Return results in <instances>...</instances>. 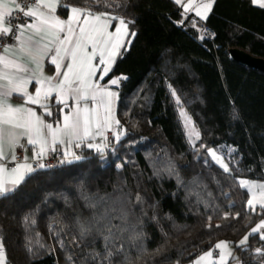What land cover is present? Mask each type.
Returning <instances> with one entry per match:
<instances>
[{
	"label": "trees",
	"instance_id": "16d2710c",
	"mask_svg": "<svg viewBox=\"0 0 264 264\" xmlns=\"http://www.w3.org/2000/svg\"><path fill=\"white\" fill-rule=\"evenodd\" d=\"M63 1L86 6L85 0ZM113 3L120 7L92 8L135 21L129 24L135 37L109 73L127 78L117 87L115 107L126 134L112 143L115 151L106 152V162L80 149L82 161L49 167L0 199L7 262L70 264L71 255L72 264H95L89 254L104 256L107 230L93 228L81 238L77 221L87 224L106 214L116 234L108 249L111 264H186L220 239L232 242L243 264H260L253 251L264 245L258 235L249 237L247 253L235 245L264 213L246 208L247 191L206 165L199 146L237 149L238 163L229 164L233 175L264 179V71L228 53L236 46L264 56V9L251 0H215L203 21L208 36L201 40L189 14L178 23L182 12L174 0ZM169 85L201 134L199 151L186 137ZM26 215L35 223L26 225ZM133 234L138 238L131 239Z\"/></svg>",
	"mask_w": 264,
	"mask_h": 264
},
{
	"label": "snow or ice",
	"instance_id": "6c2138e0",
	"mask_svg": "<svg viewBox=\"0 0 264 264\" xmlns=\"http://www.w3.org/2000/svg\"><path fill=\"white\" fill-rule=\"evenodd\" d=\"M174 3L182 7V19L178 23L183 24L187 19L186 14L190 12L206 21L215 0H187L186 3L184 0H174ZM251 3L264 9V0H251ZM85 4V7H76L64 4L62 0H23V3L18 0H0V38L10 37L15 41L12 45H0V199L13 195L35 174L46 172L50 166L42 161L49 153H59L63 157L57 166L82 161L85 158L74 149L85 148L106 162V152L115 151L111 147L112 143L119 144L126 134V129L114 115L118 92L113 91L112 86H118L121 79L127 78H111L106 84L100 82L111 72L117 56L122 54L121 50H128L136 35L134 31L130 32L129 24L135 21L115 12L92 10L93 5L120 7L114 5L113 0H91V3L85 0ZM58 8L66 10L67 19L60 18ZM15 13L22 14L25 22L13 25L14 19L21 18ZM191 25L197 28L196 19L191 21ZM200 39L203 40L204 36L201 35ZM46 59L55 67L53 76L44 74ZM33 83L36 86L34 92H30L29 86ZM169 89L180 107L179 115L186 137L193 149L199 151L196 142L201 140V134L195 122L183 110L176 91L171 85ZM13 95L22 98L24 105H12L9 101ZM29 105L38 106L41 114L38 115L36 109ZM53 108H56L57 119L52 123L46 122L44 116L52 117ZM108 132L113 133L112 141L108 140ZM98 138L103 142H96ZM22 140L24 143H21ZM25 145L32 148L31 159L36 162L35 167L27 155L17 162L16 148L26 153L28 148ZM199 147L206 151V165L211 163L217 166L247 191L249 199L246 208L256 213L259 207L264 213V182L237 178L229 167L230 163H238L233 156L237 149L229 147L225 151L223 146L217 149L205 144ZM116 167L120 169L123 165L117 164ZM169 171L174 170L169 168ZM225 195L228 196L227 193ZM136 200L139 201L140 197L137 196ZM89 206L95 207V204L89 203ZM232 206L229 204V209ZM229 215L231 212L225 213L224 217ZM238 216L239 213H236L234 218ZM23 220L26 225L35 223L28 215ZM104 220L108 222L101 223ZM77 225L81 238L93 228L101 233L107 230L104 256L101 257L99 253L89 255L95 264H111L113 252L108 249L114 244L116 234L112 232L110 218L104 214L87 224L77 221ZM131 230L135 233L134 228ZM138 235L133 234L131 239H137ZM255 235L264 241V219L252 227L235 246L247 253L249 237ZM59 244L61 248L64 247L63 240ZM123 250L124 245L121 244L118 252L122 253ZM214 251L217 252L216 256L213 255ZM254 253L264 257V248H256ZM6 259L3 239L0 237V264H6ZM229 259L234 264H243L234 255L230 242L219 241L212 249L201 254L194 264H228ZM67 260L72 264L71 255Z\"/></svg>",
	"mask_w": 264,
	"mask_h": 264
},
{
	"label": "crops",
	"instance_id": "0c3cea01",
	"mask_svg": "<svg viewBox=\"0 0 264 264\" xmlns=\"http://www.w3.org/2000/svg\"><path fill=\"white\" fill-rule=\"evenodd\" d=\"M187 2V0H184V3H186ZM198 2H199V0H198ZM62 3H64V4H67V5H71V6H76V7H85V6H83V5H78V4H73V3H67V2H64L63 0H62ZM180 9H181V12H182V7L180 6ZM92 10L93 11H95V12H100V11H106V10H98V9H93L92 8ZM57 14L58 15H60V18L61 19H67V12L64 14V15H62V14H60V13H58V11H57ZM187 14H189L190 15V17L191 16H195V14H194V12H190V13H187ZM198 18V17H197ZM113 26H115V22H114V25ZM2 50V49H1ZM44 74L46 75V76H53L54 74H55V67L53 66V65H50L49 63H48V61H47V59L44 61ZM97 75H99V73L97 74ZM118 76L117 75H108L107 77H105L104 78V80L103 81H101L100 83L101 84H106L111 78H117ZM35 83H33V85H30L29 86V91L30 92H34V89H35ZM118 86H112V90L113 91H116V92H118V88H117ZM12 105H14V106H21V105H24V100L22 99V98H20L19 96H17V95H13L11 98H10V101H9ZM30 107H34L35 109H36V111H37V114L38 115H40L41 114V109L38 107V106H34V105H29ZM91 106V105H90ZM115 107H116V103H115V105H114V115H115V118L117 119V117H116V113H115ZM57 119V115H56V108H53V116L52 117H48V116H44V120L46 121V122H50V123H52V122H54L55 120ZM55 126V125H54ZM107 136H108V140H109V138L111 137V136H113V133L112 132H108L107 133ZM21 142H24L23 140L21 141ZM96 142H103V141H101V140H99V138L97 139V141ZM26 147L28 148V151L25 153L24 152V155H27L28 157H29V162H30V158L32 157V148L30 147V146H27L26 145ZM75 151H76V153L78 154V152H79V150L80 149H74ZM23 155V156H24ZM23 159V158H22ZM21 159V160H22ZM17 162H20V160L19 161H17ZM10 166V165H9ZM10 167H12V166H10ZM239 178H245V179H248V180H250V181H257V182H264V179H256V178H248V177H239ZM247 199H249V195H248V198ZM261 219H264V216L263 217H261V218H259L255 223H254V225L252 226V227H254ZM251 227V228H252ZM251 230V229H250ZM219 241H228V242H230V247H231V249H232V251H233V253H234V255L236 256V252H235V250H234V247H233V244H232V242L230 241V240H227V239H220V240H218V241H216L215 243H214V245L217 243V242H219ZM214 245H212L211 247H209V248H207V249H205V250H203L202 252H200L198 255H196L194 258H192L190 261H188V263L189 264H194V261L201 255V254H203L204 252H206V251H208L209 249H212L213 247H214ZM213 255L214 256H216L217 255V252L216 251H214V253H213ZM239 258V257H238ZM240 260V259H239ZM6 264H9L8 262H7V260H6ZM228 264H234V262L231 260V259H229V261H228Z\"/></svg>",
	"mask_w": 264,
	"mask_h": 264
},
{
	"label": "built area",
	"instance_id": "2783aa9c",
	"mask_svg": "<svg viewBox=\"0 0 264 264\" xmlns=\"http://www.w3.org/2000/svg\"><path fill=\"white\" fill-rule=\"evenodd\" d=\"M18 2L23 3V0H18ZM15 15H18L21 18L19 20H15L14 19L12 21L13 25H15L16 23H24L25 22L22 14L15 13ZM193 19H196V21H197V28L193 27L196 30V32H197V37L200 39V36L203 35L204 38H206L208 36L207 31L206 32L205 31H198V29H201V30L206 29L207 30V27L204 24V22L202 20H200L199 18L195 17V16H191L190 17V21H192ZM4 44L12 45V44H15V41L12 38H10V37L9 38H0V45H4ZM21 143H24V142H21ZM16 155L19 158L18 159V161H19V160H21L23 158L24 151L21 148L18 147V148H16ZM62 158L63 157L59 153H49L48 156L42 162L44 164L50 166V167H53V166L58 165L59 160L62 159ZM30 163H33V166L35 167V163L36 162L32 161L31 158H30ZM10 166H13V165H10ZM256 248H264V245L263 246L256 245L254 249H256ZM254 249H253V251H254ZM259 262H260V264H264V257H261ZM186 264H189V263H186Z\"/></svg>",
	"mask_w": 264,
	"mask_h": 264
},
{
	"label": "water",
	"instance_id": "95a60500",
	"mask_svg": "<svg viewBox=\"0 0 264 264\" xmlns=\"http://www.w3.org/2000/svg\"><path fill=\"white\" fill-rule=\"evenodd\" d=\"M228 53L229 56L239 62L264 71V56L251 54L248 51L236 46L229 47Z\"/></svg>",
	"mask_w": 264,
	"mask_h": 264
},
{
	"label": "rangeland",
	"instance_id": "374dc122",
	"mask_svg": "<svg viewBox=\"0 0 264 264\" xmlns=\"http://www.w3.org/2000/svg\"><path fill=\"white\" fill-rule=\"evenodd\" d=\"M199 39V38H198ZM176 102V101H175ZM182 108H183V110L186 112V114H187V116H189L190 118H191V120H192V117H191V115L187 112V110L184 108V106H182ZM177 111H178V114H179V112H180V107H178L177 106ZM179 118H180V120H181V122H182V118L180 117V115H179ZM193 121V120H192ZM196 127V126H195ZM196 129H197V127H196ZM198 130V129H197ZM211 148H213V147H211ZM243 238V237H242ZM241 238V239H242ZM240 239V240H241Z\"/></svg>",
	"mask_w": 264,
	"mask_h": 264
}]
</instances>
